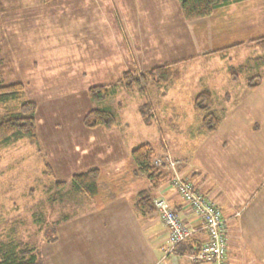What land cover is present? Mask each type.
Here are the masks:
<instances>
[{"label":"rangeland","instance_id":"1","mask_svg":"<svg viewBox=\"0 0 264 264\" xmlns=\"http://www.w3.org/2000/svg\"><path fill=\"white\" fill-rule=\"evenodd\" d=\"M262 35L264 0L191 21L178 0H0V80L23 85L37 134L0 145V253L33 250L38 264L124 263L118 248H104L112 240L105 231L122 222L103 221L98 209L120 195L136 202L137 191L158 190L132 172L131 150L144 143L152 159L173 161L175 170L197 163L207 181L230 180L241 197L255 189L254 203L264 199ZM164 64L178 80L147 76L144 93L125 87L123 72L139 79ZM110 83L112 96L90 99V87ZM203 90L222 113L221 129L220 122L208 137L197 133L204 112L193 106ZM94 107L115 113V125L86 126ZM16 114V103L0 105L1 117ZM155 167L167 183L173 172ZM92 168L101 172L94 198L70 186L74 174Z\"/></svg>","mask_w":264,"mask_h":264},{"label":"crops","instance_id":"2","mask_svg":"<svg viewBox=\"0 0 264 264\" xmlns=\"http://www.w3.org/2000/svg\"><path fill=\"white\" fill-rule=\"evenodd\" d=\"M212 111L217 116L222 115V113ZM221 124L222 122L220 129ZM198 129L197 133L201 137H205V134L209 136L202 131L200 126ZM183 171L187 179L190 181L194 179L196 189L204 195L214 196L222 211L228 235L226 264H264V199L261 198L258 203H254L257 201L254 196L255 189L241 197L236 187L233 186L234 182L228 188L227 184L231 185L228 183L230 180L215 182L209 178L207 181L206 174L197 163H187ZM263 179L264 174L261 176V183ZM138 192H136V197ZM156 196H165L174 208L182 212L183 219L189 226L196 229V233L179 244L173 253L166 254L167 231L159 217L155 213L141 212L134 207L135 201L129 196L124 198L120 195V199L115 203L111 202L112 205L106 202L98 209L104 215L103 221L118 218L122 222L120 228L115 229L113 234L109 232L110 230L105 231V235L112 237V240L108 238L104 248L108 250L110 247L111 250L118 248L120 254L125 257L122 264H205L192 262L189 259L191 250L194 252L206 238L201 219L189 211L187 205L176 194L175 189L170 186L169 181L161 184L158 190L154 191L152 197ZM126 253L129 256L125 255Z\"/></svg>","mask_w":264,"mask_h":264},{"label":"trees","instance_id":"3","mask_svg":"<svg viewBox=\"0 0 264 264\" xmlns=\"http://www.w3.org/2000/svg\"><path fill=\"white\" fill-rule=\"evenodd\" d=\"M241 1L243 0H178L183 18L189 21L209 17L216 10ZM258 39L257 43L263 49L264 54V35ZM232 71L235 70L232 69ZM123 73L122 80H125V87L130 90L137 88L141 93L146 92V79L149 76L159 84H167L178 80L180 77L178 70L173 69L170 64L159 65L147 71L146 75L143 74L139 79L128 71ZM116 87V83L92 86L88 90L89 97L96 104L101 103L113 95ZM23 95L24 88L21 83L5 84L0 80V105L16 103L18 106V114L0 116V145L15 142L20 138H26L32 142L37 139L35 104L27 99L22 100ZM193 100L194 109L198 112H204L200 124L202 131L204 133L215 132L218 129L220 117L212 111L210 92L208 90L200 91ZM83 121L88 127H104L108 129L115 125L116 115L106 107H94L84 116ZM153 156L154 150L148 143L138 145L131 150L133 174L146 177L151 183L152 190L159 188L161 184L167 181L165 180L166 174L152 164ZM100 178L101 172L97 168H92L85 172L74 174L71 178L70 186L82 195L91 198L99 197L100 189L97 183ZM135 206L146 214L155 211L153 197L148 190H141L137 193ZM192 253H194L193 250H191ZM38 262V257L33 250L14 251L9 249L0 253V264H38Z\"/></svg>","mask_w":264,"mask_h":264},{"label":"built area","instance_id":"4","mask_svg":"<svg viewBox=\"0 0 264 264\" xmlns=\"http://www.w3.org/2000/svg\"><path fill=\"white\" fill-rule=\"evenodd\" d=\"M154 166H166L173 174L169 180L170 186L181 197L190 212L201 219L202 229L206 238L197 249L189 255L192 262L205 264H226L228 235L226 221L222 211L213 195H204L194 189L193 184L187 179L183 170H175L173 161L165 162L160 158L152 159ZM153 206L158 212V217L167 230L166 254L173 253L175 247L186 241L196 229L189 226L180 214L171 207L166 198L156 197Z\"/></svg>","mask_w":264,"mask_h":264}]
</instances>
